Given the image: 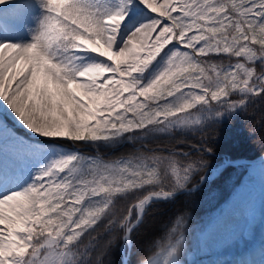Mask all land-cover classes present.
I'll list each match as a JSON object with an SVG mask.
<instances>
[{
	"label": "snow or ice",
	"instance_id": "obj_1",
	"mask_svg": "<svg viewBox=\"0 0 264 264\" xmlns=\"http://www.w3.org/2000/svg\"><path fill=\"white\" fill-rule=\"evenodd\" d=\"M250 108L264 143V0H0V264H185L182 210L147 244L140 233L213 149L143 142ZM125 141L141 149L75 148ZM244 195L203 230L228 229Z\"/></svg>",
	"mask_w": 264,
	"mask_h": 264
},
{
	"label": "trees",
	"instance_id": "obj_2",
	"mask_svg": "<svg viewBox=\"0 0 264 264\" xmlns=\"http://www.w3.org/2000/svg\"><path fill=\"white\" fill-rule=\"evenodd\" d=\"M253 110L250 108L248 114H240L227 123L220 125H210L204 131L194 133L188 136L177 135L175 139L161 137L152 139L151 141H144L143 143L149 148H167L175 149L180 146L183 151H191L189 145L193 147L212 148L211 155L203 154L202 158L207 162V166L200 170L195 179L205 174L207 167H212L220 159L222 155L228 156L230 159L244 158L255 159L264 154V143L259 139V135H250V129L255 125L256 121L251 119ZM259 113H257V119ZM203 142V143H201ZM65 147L71 148L70 144H66ZM76 149H80L83 152H87L90 149L84 148L82 144H76ZM141 149V142L126 141L120 145L109 147H100L99 151L105 160H114L121 157H127L132 153ZM199 153H194L193 158L199 156ZM216 155L218 157H216ZM233 167H227L223 174L216 179L212 180L211 189L218 191L221 200H224L232 192V189L236 186L237 182L230 185V181L235 178L232 173ZM231 173L232 176L227 180L225 176L227 173ZM194 179V180H195ZM199 183V182H198ZM210 185V184H209ZM199 190V189H198ZM198 190L185 193L180 196L174 203H160L152 208L149 213V218L146 221V227L141 230L140 240L144 244H147L154 234L160 232L166 226H168L169 220H171L179 211H183L186 220L194 221L190 224L191 229L194 230L196 225L203 221L210 209L206 205H202ZM204 192V191H203ZM188 233V229L185 230V234ZM135 260V256L132 257Z\"/></svg>",
	"mask_w": 264,
	"mask_h": 264
},
{
	"label": "rangeland",
	"instance_id": "obj_3",
	"mask_svg": "<svg viewBox=\"0 0 264 264\" xmlns=\"http://www.w3.org/2000/svg\"><path fill=\"white\" fill-rule=\"evenodd\" d=\"M84 148H88L90 150L83 152L78 149L83 155L99 156L103 158L99 149L96 147L89 145L84 146ZM216 157L218 156L216 155ZM226 160L231 159L228 156L222 155L220 159H217L214 166L206 168L205 173L208 178L203 182H206L205 184H201V182H199V178L193 180L192 182L193 187L199 185V190H196H198L199 193L201 200L200 203H202V205H206L208 209H210V212L203 221L196 225L195 230H192V226L190 225L194 219H191V221H187L186 223V230L188 229V233L185 234L186 244L182 257L185 264H213L210 263L209 260L214 257H216L214 264H231L235 259L232 260V257L231 259H229V257L234 255L236 251L244 250L247 247L252 248V242H241L242 244H240V241L244 240L248 228H251L253 224L256 225L255 230L264 229V217L262 218L261 214L262 211H264V166H262L264 156L260 155V157L258 156V159L256 158L255 160L241 162L234 165L228 164L220 172L214 174L213 170L224 164ZM227 167H233L234 169H232V173L236 176L235 178L233 177L229 184L232 185L235 182H237V184L232 189V192L228 195V197L221 200L219 192L211 189L210 186H212V180L221 176ZM231 176L232 174L229 172L225 176V179L227 180ZM249 177H251V179H249ZM258 179H261L263 183L258 182ZM237 189H243L245 195L242 202L238 203L235 207L236 218L233 220L229 228L218 229L212 234L204 231L203 229L205 224L211 218L216 217L219 214L220 207H222L226 201L229 203L232 202V197ZM255 218L258 219L257 224L255 222ZM249 235H252V233ZM262 241H264V239H262ZM262 241L257 240V243L259 242L262 244ZM187 247L188 249H186ZM261 251L262 247L259 249V253L256 254L257 256H253L256 260L260 259ZM221 254L225 255L220 256ZM249 258L250 257L244 258L243 262L251 264L248 260Z\"/></svg>",
	"mask_w": 264,
	"mask_h": 264
},
{
	"label": "bare ground",
	"instance_id": "obj_4",
	"mask_svg": "<svg viewBox=\"0 0 264 264\" xmlns=\"http://www.w3.org/2000/svg\"><path fill=\"white\" fill-rule=\"evenodd\" d=\"M258 182H262L261 179H258ZM261 214H262V218H263L264 217V211H262ZM257 221H258V219L255 218L256 224L258 223ZM255 227H256V225L252 224L251 228H248V231L246 233V236H245L244 240L240 241V244H242L241 242H252V243H255V244L251 243V247L252 248H250V247L248 248L247 247L244 250L236 251V253L234 255L229 257V259H231V257H232V260L235 259L234 261H232L231 264H241V262H243L244 258H248V257H250L248 259L250 262L256 261L255 257H253V256L256 255L257 253H259V249L262 247V244L259 243V242L257 243V240L258 241H262V239H264V229L255 230ZM251 233H252V235H249ZM224 255L221 254L220 256H224ZM215 259H216V257H214L213 259L209 260V262L214 264Z\"/></svg>",
	"mask_w": 264,
	"mask_h": 264
},
{
	"label": "water",
	"instance_id": "obj_5",
	"mask_svg": "<svg viewBox=\"0 0 264 264\" xmlns=\"http://www.w3.org/2000/svg\"><path fill=\"white\" fill-rule=\"evenodd\" d=\"M247 161H250L249 159H236V160H226V162L224 163V164H222V165H220V166H218V167H216V169L215 170H213L214 171V174H216V173H218V172H220L223 168H225L226 167V165H228V164H231V165H234V164H237V163H241V162H247ZM205 176H207V175H205ZM207 178H208V176H207ZM203 183V182H202ZM201 183V184H202ZM199 185H197V187H198Z\"/></svg>",
	"mask_w": 264,
	"mask_h": 264
}]
</instances>
